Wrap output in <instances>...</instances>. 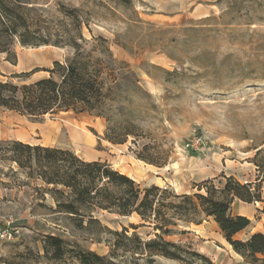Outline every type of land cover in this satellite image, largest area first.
Masks as SVG:
<instances>
[{
	"label": "rangeland",
	"instance_id": "1",
	"mask_svg": "<svg viewBox=\"0 0 264 264\" xmlns=\"http://www.w3.org/2000/svg\"><path fill=\"white\" fill-rule=\"evenodd\" d=\"M21 12L35 38L55 41L70 32L76 19L85 38L102 36L118 59L139 79L125 100L109 102L110 126H134L123 143L105 138L104 118L72 111L23 116L0 107V264H81L80 254L96 253L115 264H145L135 241L99 230L57 212L36 168H19L9 158L10 144L20 141L68 149L86 161L106 162L132 178L140 188L152 185L175 194H193L196 185L221 175L241 183L257 182L262 201L234 200L232 215H244L249 226L233 238L264 234V0H20ZM44 46V47H42ZM15 63L0 53V80L35 68H49L72 54L69 47L22 46L13 40ZM44 71L30 79L46 76ZM127 85V84H126ZM116 109H123L119 112ZM204 142L185 147L193 137ZM261 149L258 156L255 153ZM258 165L261 166L259 168ZM109 230L127 228L142 241L154 230L139 225L136 215L95 213ZM164 239L207 257L213 264H249L236 254L211 217L199 224L178 225ZM61 243L55 252L50 237ZM118 242L121 247H114ZM264 259V254L259 255ZM192 264H204L191 256ZM153 264H181L153 256ZM103 264H106L103 263Z\"/></svg>",
	"mask_w": 264,
	"mask_h": 264
},
{
	"label": "trees",
	"instance_id": "2",
	"mask_svg": "<svg viewBox=\"0 0 264 264\" xmlns=\"http://www.w3.org/2000/svg\"><path fill=\"white\" fill-rule=\"evenodd\" d=\"M130 4L132 0H117ZM20 0H0V53L15 63L16 56L11 46L17 39L22 46L53 45L69 47L72 54L63 61L55 60L49 68H35L15 74L12 80H0V107L31 118L47 114L72 111L88 113L104 118L107 122L105 138L112 143H123L128 135H135L134 126H110L109 102L125 100L130 84L134 93L141 91L139 79L128 64L118 60L102 36L85 38L82 26L76 19L74 28L55 41L35 38L26 18L21 12ZM44 71L46 76L31 80L30 77ZM127 84V85H126ZM126 93V94H125ZM123 112V109H116ZM10 160L19 168H27L31 177L32 165L35 176L46 186L47 193L55 203L57 212L73 217L77 228L85 230L83 222L94 224L99 230H108L115 236L135 241L134 251L146 258L145 264H153V256H162L181 264H192L199 258L204 264H213L207 257L186 250L184 245L164 239L175 233L174 227L199 224L201 217H211L232 250L249 264H264L259 257L264 253V234L254 232L245 240L234 239L235 234L246 229L250 220L244 215H232L234 200L243 203L261 202L262 195L257 182L241 183L233 176L221 175L223 182L216 185L206 180L196 185L193 194H175L167 188L152 185L140 188L126 174L113 169L106 162L86 161L68 149L31 145L20 141L10 144ZM261 149L255 153L259 155ZM259 168L260 165L257 164ZM106 211L119 217L136 215L137 226H149L154 238L142 241L136 233L127 236V228L112 232L101 225L95 213ZM264 215V209L261 210ZM55 252L61 254V243L50 237ZM113 246L121 247L116 241ZM96 253L80 254L81 264H115Z\"/></svg>",
	"mask_w": 264,
	"mask_h": 264
},
{
	"label": "built area",
	"instance_id": "3",
	"mask_svg": "<svg viewBox=\"0 0 264 264\" xmlns=\"http://www.w3.org/2000/svg\"><path fill=\"white\" fill-rule=\"evenodd\" d=\"M203 144L204 142L202 138L200 136L195 135L185 144V147L186 148L191 147V148L196 149L202 146ZM0 236L8 240L12 238V234L11 232H9L8 229L2 230Z\"/></svg>",
	"mask_w": 264,
	"mask_h": 264
},
{
	"label": "bare ground",
	"instance_id": "4",
	"mask_svg": "<svg viewBox=\"0 0 264 264\" xmlns=\"http://www.w3.org/2000/svg\"><path fill=\"white\" fill-rule=\"evenodd\" d=\"M42 47H44V46H42ZM237 254V253H236Z\"/></svg>",
	"mask_w": 264,
	"mask_h": 264
},
{
	"label": "crops",
	"instance_id": "5",
	"mask_svg": "<svg viewBox=\"0 0 264 264\" xmlns=\"http://www.w3.org/2000/svg\"><path fill=\"white\" fill-rule=\"evenodd\" d=\"M238 234V233H237ZM236 235V234H235ZM264 254V253H263Z\"/></svg>",
	"mask_w": 264,
	"mask_h": 264
}]
</instances>
